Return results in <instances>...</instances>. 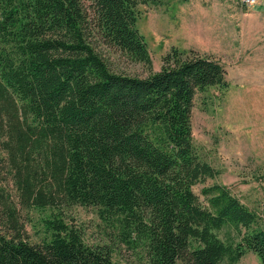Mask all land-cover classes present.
Returning <instances> with one entry per match:
<instances>
[{"label": "trees", "instance_id": "obj_1", "mask_svg": "<svg viewBox=\"0 0 264 264\" xmlns=\"http://www.w3.org/2000/svg\"><path fill=\"white\" fill-rule=\"evenodd\" d=\"M162 0H0V264H120L84 243L67 210L95 207L139 264H264V218L223 184L192 141L197 93L228 87L220 59L171 47L141 77L106 51L150 64L139 6ZM26 210H49L30 242ZM222 233V234H221Z\"/></svg>", "mask_w": 264, "mask_h": 264}, {"label": "rangeland", "instance_id": "obj_2", "mask_svg": "<svg viewBox=\"0 0 264 264\" xmlns=\"http://www.w3.org/2000/svg\"><path fill=\"white\" fill-rule=\"evenodd\" d=\"M264 0L241 6L235 0H162L139 6L136 22L150 56V64L107 50L111 70L144 77L160 69L171 48L195 49L221 60L227 69L228 87H209L194 98L192 141L201 159L218 175L193 186L226 185L241 202L264 218ZM4 189L16 204L18 217L30 242L42 232L40 220L49 210H26L18 203L10 180ZM68 221L79 228L84 243L107 245L120 264H139L140 255L118 243L95 207L73 205ZM0 219V226H3ZM222 234V233H221ZM225 264H230L226 262ZM232 264H261L251 252Z\"/></svg>", "mask_w": 264, "mask_h": 264}, {"label": "built area", "instance_id": "obj_3", "mask_svg": "<svg viewBox=\"0 0 264 264\" xmlns=\"http://www.w3.org/2000/svg\"><path fill=\"white\" fill-rule=\"evenodd\" d=\"M241 6L253 5L256 3V0H235Z\"/></svg>", "mask_w": 264, "mask_h": 264}, {"label": "crops", "instance_id": "obj_4", "mask_svg": "<svg viewBox=\"0 0 264 264\" xmlns=\"http://www.w3.org/2000/svg\"><path fill=\"white\" fill-rule=\"evenodd\" d=\"M264 24V23H263ZM263 27V29H264V25L262 26Z\"/></svg>", "mask_w": 264, "mask_h": 264}]
</instances>
